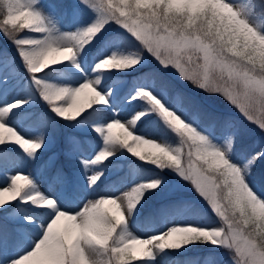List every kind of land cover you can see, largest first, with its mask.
Returning <instances> with one entry per match:
<instances>
[{
  "label": "snow or ice",
  "instance_id": "snow-or-ice-1",
  "mask_svg": "<svg viewBox=\"0 0 264 264\" xmlns=\"http://www.w3.org/2000/svg\"><path fill=\"white\" fill-rule=\"evenodd\" d=\"M0 37V264H264V0H0Z\"/></svg>",
  "mask_w": 264,
  "mask_h": 264
},
{
  "label": "rangeland",
  "instance_id": "rangeland-1",
  "mask_svg": "<svg viewBox=\"0 0 264 264\" xmlns=\"http://www.w3.org/2000/svg\"><path fill=\"white\" fill-rule=\"evenodd\" d=\"M190 87V86H189ZM54 148H55V150H60V148H61V145H55L54 146ZM104 190V186L102 185L101 186V191H103ZM154 201L153 200H150L149 201V204L148 205H150V204H152ZM154 204V203H153ZM153 204L152 205H150L149 207H147L146 209H145V211H147L148 209H150L152 206H153ZM148 205H146V206H148ZM139 234H141L142 235V233H139ZM191 254H186V257L184 258V259H186V258H188V256H190ZM177 259H180L182 262H183V258H181V257H177ZM225 264H227V259L225 258Z\"/></svg>",
  "mask_w": 264,
  "mask_h": 264
},
{
  "label": "trees",
  "instance_id": "trees-1",
  "mask_svg": "<svg viewBox=\"0 0 264 264\" xmlns=\"http://www.w3.org/2000/svg\"><path fill=\"white\" fill-rule=\"evenodd\" d=\"M3 38L2 37H0V40H2Z\"/></svg>",
  "mask_w": 264,
  "mask_h": 264
}]
</instances>
